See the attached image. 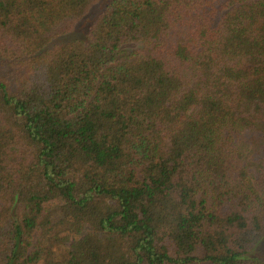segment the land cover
Returning <instances> with one entry per match:
<instances>
[{"label": "trees", "instance_id": "16d2710c", "mask_svg": "<svg viewBox=\"0 0 264 264\" xmlns=\"http://www.w3.org/2000/svg\"><path fill=\"white\" fill-rule=\"evenodd\" d=\"M0 264H264V0H0Z\"/></svg>", "mask_w": 264, "mask_h": 264}, {"label": "rangeland", "instance_id": "374dc122", "mask_svg": "<svg viewBox=\"0 0 264 264\" xmlns=\"http://www.w3.org/2000/svg\"><path fill=\"white\" fill-rule=\"evenodd\" d=\"M91 17H93V15L90 16L89 18H91ZM85 22H86V21H83L82 25L80 26V29L83 27V25L85 24ZM77 31H78V30H77ZM63 39H66V38L63 37Z\"/></svg>", "mask_w": 264, "mask_h": 264}]
</instances>
